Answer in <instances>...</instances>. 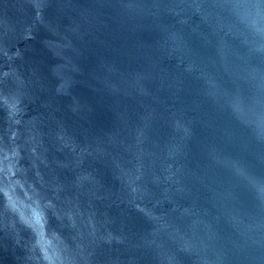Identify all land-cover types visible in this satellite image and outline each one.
Instances as JSON below:
<instances>
[{
  "label": "water",
  "instance_id": "1",
  "mask_svg": "<svg viewBox=\"0 0 264 264\" xmlns=\"http://www.w3.org/2000/svg\"><path fill=\"white\" fill-rule=\"evenodd\" d=\"M0 264H264V0H0Z\"/></svg>",
  "mask_w": 264,
  "mask_h": 264
}]
</instances>
